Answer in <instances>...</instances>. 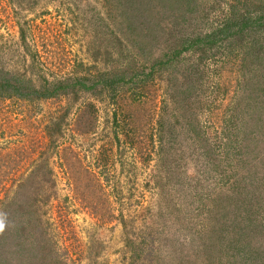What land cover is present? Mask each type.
<instances>
[{"label": "rangeland", "instance_id": "obj_1", "mask_svg": "<svg viewBox=\"0 0 264 264\" xmlns=\"http://www.w3.org/2000/svg\"><path fill=\"white\" fill-rule=\"evenodd\" d=\"M0 84V264H264V0H0Z\"/></svg>", "mask_w": 264, "mask_h": 264}, {"label": "trees", "instance_id": "obj_2", "mask_svg": "<svg viewBox=\"0 0 264 264\" xmlns=\"http://www.w3.org/2000/svg\"><path fill=\"white\" fill-rule=\"evenodd\" d=\"M85 80H87L86 77L83 78V81H85ZM83 81L82 80H78L76 84L83 85V88H85L86 90H89L90 87L88 88L87 86H85L82 83ZM114 82H115V79L112 80L111 85L114 84ZM61 83H62L61 81H57V82H53V83H47V85H49V86L42 87L43 88V91H41V94L39 93V91H34L32 94L35 95L37 98H41V97H43V98L53 97V96H55L57 94L58 91L61 90V88H62V86H61L62 84ZM30 92L31 91H26L24 94H21V93L18 94V93H16V95H18L20 97H25V96L29 95L28 93H30ZM21 257L22 258H24V257L26 258V255L23 254ZM261 258L262 257L255 258V263L254 264H263L262 261H261ZM28 259H30V258H28ZM28 259L26 261L29 262L30 264H32V262L30 260H28ZM239 259L240 258H238L237 261H239V263H240V260ZM237 261H235V262H237ZM243 264H246V262L244 261Z\"/></svg>", "mask_w": 264, "mask_h": 264}]
</instances>
